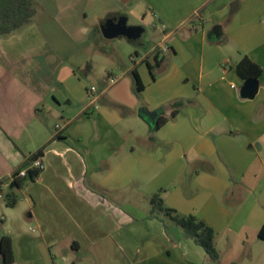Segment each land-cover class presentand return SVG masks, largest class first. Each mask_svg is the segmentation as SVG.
Returning a JSON list of instances; mask_svg holds the SVG:
<instances>
[{
	"label": "crops",
	"instance_id": "0c3cea01",
	"mask_svg": "<svg viewBox=\"0 0 264 264\" xmlns=\"http://www.w3.org/2000/svg\"><path fill=\"white\" fill-rule=\"evenodd\" d=\"M234 1L147 3L141 25L146 28L161 17L158 44L169 47L161 53L166 55L162 71L154 78L143 65L155 45L134 59L143 100L111 95L110 104H99L119 77L115 83L105 79L94 102L76 115H85L80 122L62 117L63 123L53 125L49 120L55 107L47 99L79 80L75 68L50 46L32 41L34 50L24 54L20 40L33 27V18L0 36V181L5 179L0 190H8V177L40 148L45 162L38 177L17 191L15 206L0 202L2 224L12 226L0 233V240L12 237L15 263L18 255L44 254V264H56L72 250L114 264H212L206 251L180 237L177 228L172 226L173 241L161 220L139 212L137 195L145 191L150 198L162 191L165 206L215 230L220 264H264V238L259 236L264 226V0H237L238 9L231 13ZM67 13V26L86 38L77 12ZM101 21L98 35L103 34ZM216 24L223 30L219 40L209 37ZM245 55L262 68L252 98L243 96L248 79L235 69ZM88 89L82 90L87 100ZM176 100L185 103L174 118L151 127L147 149L133 147L119 155L126 142L118 128L125 113L142 119L139 110L147 107L159 110V117L169 115ZM2 205H26L29 211L22 218L6 213ZM139 236L142 245L136 243Z\"/></svg>",
	"mask_w": 264,
	"mask_h": 264
},
{
	"label": "rangeland",
	"instance_id": "374dc122",
	"mask_svg": "<svg viewBox=\"0 0 264 264\" xmlns=\"http://www.w3.org/2000/svg\"><path fill=\"white\" fill-rule=\"evenodd\" d=\"M150 1L151 0H33V5L36 8V14L33 17L32 23L33 27L30 29V32L20 40V47H23L27 52L24 54L27 55L31 50H34V45H30L32 41L41 42L44 46H50L57 50L63 63L75 68V74H77V80H79L74 81L73 88L70 86L67 92L62 91V88H58L57 91L47 99L48 102L52 103L55 107L54 113L49 115V120L53 125L59 122L63 123L62 117H64V121L72 118L74 122H80L82 118H85V115L79 117V119L78 117L76 118V115L80 113L79 111L82 107L90 101V99L87 100V95H84V97L82 96V90L85 91L84 89L86 87L94 85L98 88L99 92L104 88L102 82L105 79L110 81L112 78L116 79L119 77L117 83L114 85L110 84V86L113 87L109 88H111L113 92L109 93L107 96L104 95L103 99L98 102L99 104H110L111 95H116L126 101L135 98V95L139 101H141V99L143 100L142 91L140 95H137L135 92V83L132 76L134 59H138V57L153 50L151 48H154V46L160 42L163 36L161 17L157 16L154 18L152 24L145 25L146 32L143 37V45H133L125 37L106 38L103 34L98 35V33L95 32V28L100 25V20H103L111 12L126 13L129 16L128 23L130 25H141L143 23V11ZM68 9L73 16H76L77 12L80 25L86 27V38L79 37V35L74 32V29L72 30L74 27H68L69 23L65 17V15L68 14ZM35 48H37V46ZM136 52L140 53V56H137ZM152 52L153 51H151V55L147 58L150 59V62L154 65L155 61ZM143 65L146 68L147 74L151 75L145 62H143ZM126 70L129 71L127 72ZM153 71L154 74L157 75L162 71V68H155ZM108 84L109 83H106V85ZM53 96H56L55 98L58 100V105L53 103ZM69 99L72 100L71 104L68 103ZM124 115L125 120L118 128L120 132L125 135L126 142L120 150L119 155L127 153L133 149V147L141 150L147 149L149 147V134L153 131L151 127L143 119H138L139 117H136L138 113L132 116H129L127 113ZM0 193H2L0 202L5 204L6 201H8L7 190H0ZM131 193L128 192V195H131ZM137 196L138 198L136 197L137 201H135V203H137L139 212L144 214L148 213V211L150 212V199L152 195L149 198V194H145L144 191ZM24 206L25 208L16 206L7 209V207H3L2 205V208L8 214L17 213L18 217L23 218L29 211L28 207L26 205ZM162 215L166 219L168 225L180 229L173 224V221L170 220L168 216ZM11 227L12 226L8 223L2 224L0 220V233L9 231V229H12ZM171 228L168 234L173 238V241H177L175 229ZM142 241L143 238L139 236L136 243L142 245ZM62 255L66 257L63 256L64 258H58V264H114L116 261L105 257L96 258L91 256L90 253L79 255L72 250ZM44 258V254L27 258L18 255L15 264H44ZM120 260L121 259L118 258V261L122 263Z\"/></svg>",
	"mask_w": 264,
	"mask_h": 264
},
{
	"label": "trees",
	"instance_id": "16d2710c",
	"mask_svg": "<svg viewBox=\"0 0 264 264\" xmlns=\"http://www.w3.org/2000/svg\"><path fill=\"white\" fill-rule=\"evenodd\" d=\"M34 14L35 8L33 6L32 0H0V36L8 34L13 30L29 23L32 20ZM164 57L165 56L161 55L159 50H154L153 58L155 64L153 65L149 60L145 59L154 78L156 75L154 74L153 70L161 66ZM235 69L237 73L244 79L258 78L262 73L261 66L246 55L236 64ZM132 76L135 83V92L137 95H140L141 91L143 90V84L139 74L135 69L132 70ZM184 103L185 101L183 100H176L172 102L171 113L169 115L161 114L156 128L174 118L179 113L180 108L184 105ZM42 155L43 150L40 148L36 153L27 158L25 164L21 168L13 172L14 180L10 182L7 190L8 205L15 206L19 201L17 191L24 186L26 181L35 180V178H37L42 172V170L38 168H29L25 176H19L20 170L22 168H27L31 161ZM3 181H5V179L1 180L0 184H2ZM161 192L162 191H159L153 194L150 199L151 210L149 212V217L158 218L161 220L165 230L168 233L172 226L168 225L162 214L168 216L170 220L173 221V224L181 229H178L180 232V237L192 239L197 245L201 246L206 251L207 256L212 264L219 263L220 253L215 245V230L204 220H201L193 215H180L176 212V210L165 206ZM259 236L264 238V226L262 227ZM0 253L6 257L7 264L15 263L11 236L3 235L1 237Z\"/></svg>",
	"mask_w": 264,
	"mask_h": 264
},
{
	"label": "water",
	"instance_id": "95a60500",
	"mask_svg": "<svg viewBox=\"0 0 264 264\" xmlns=\"http://www.w3.org/2000/svg\"><path fill=\"white\" fill-rule=\"evenodd\" d=\"M237 9L238 1L235 0L231 4L230 12L234 13ZM101 31L106 38L125 37L131 44L141 45L146 28L143 25H130L126 14L111 12L101 21ZM222 34V26L216 24L210 30L209 37L213 40H219ZM258 89L259 80L257 78H249L242 88V94L245 97L252 98L256 95ZM159 114V110H149L147 107H142L139 110V116L150 127L157 126ZM0 264H7L6 257L1 253Z\"/></svg>",
	"mask_w": 264,
	"mask_h": 264
},
{
	"label": "built area",
	"instance_id": "2783aa9c",
	"mask_svg": "<svg viewBox=\"0 0 264 264\" xmlns=\"http://www.w3.org/2000/svg\"><path fill=\"white\" fill-rule=\"evenodd\" d=\"M154 50H159L160 53H167L169 51V47L165 44V43H161L155 46ZM153 50V51H154ZM111 83H115L116 79H111L110 80ZM234 87V86H233ZM96 94V87L95 86H91L88 89V98L90 99V101L94 102L95 99V95ZM29 168H38L43 170L45 168V162L43 161L42 156H38L37 158H35L33 161L30 162L29 166L27 168H22L19 172V176H25L27 174V170ZM14 180V174L12 173L8 179L6 180V185L10 184V182ZM2 196V193H0V197ZM65 260V259H64ZM56 264L59 263V260L55 261Z\"/></svg>",
	"mask_w": 264,
	"mask_h": 264
},
{
	"label": "flooded vegetation",
	"instance_id": "af4514ba",
	"mask_svg": "<svg viewBox=\"0 0 264 264\" xmlns=\"http://www.w3.org/2000/svg\"><path fill=\"white\" fill-rule=\"evenodd\" d=\"M32 1H33V0H32ZM33 6H34V5H33ZM34 8H35V7H34ZM35 13H36V8H35ZM34 15H35V14H34ZM33 17H34V16H33ZM33 17H32V18H33ZM143 44H144V43L142 42V44H141V45H143Z\"/></svg>",
	"mask_w": 264,
	"mask_h": 264
}]
</instances>
